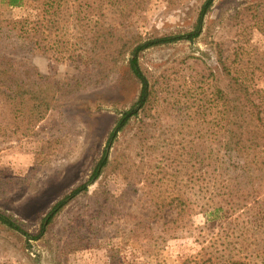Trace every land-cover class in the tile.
I'll use <instances>...</instances> for the list:
<instances>
[{"label": "rangeland", "instance_id": "rangeland-1", "mask_svg": "<svg viewBox=\"0 0 264 264\" xmlns=\"http://www.w3.org/2000/svg\"><path fill=\"white\" fill-rule=\"evenodd\" d=\"M204 1L143 0L130 19L145 38L180 36L192 29ZM262 1L213 0L199 35L143 50L139 63L154 87L147 125L140 131L139 116H132L110 143L119 113L140 92L128 56L105 81L46 111L33 128L0 98V216L7 220L0 218V264H262V251H253L264 236L262 187L257 197L231 199L212 179V159L197 153L201 88L218 72L216 42L224 41L229 54L245 43L255 52L250 61L262 58ZM83 2L68 0L71 19ZM47 8L29 0L3 16L18 21L36 11L41 18ZM28 58L57 79L74 72L44 51ZM254 79L264 86V72ZM105 154L108 165L89 180L93 162ZM61 198L65 205L48 221ZM215 201L232 206L226 218L208 217Z\"/></svg>", "mask_w": 264, "mask_h": 264}, {"label": "trees", "instance_id": "trees-1", "mask_svg": "<svg viewBox=\"0 0 264 264\" xmlns=\"http://www.w3.org/2000/svg\"><path fill=\"white\" fill-rule=\"evenodd\" d=\"M27 1L0 0V98L8 101L14 115L20 117V124L33 128L46 111L66 106L87 88L105 81L116 70L118 62L128 56L129 68L140 84V92L133 103L119 113L108 133L109 143L132 116H139L140 131L147 125L144 113L153 105L154 87L139 63L140 53L155 44L179 38L190 40L199 35L204 15L213 3V0L202 3L192 29L185 34L145 38L130 19L142 8L143 0H84L81 8L74 12V19L68 13L72 11L68 0H33L48 7L41 18L36 11L18 21L3 16L5 10L22 7ZM7 22L11 23L10 28ZM258 29L264 34V0L262 26L258 24ZM53 44L61 46L54 48ZM216 44L218 72L205 80L201 88L203 129L197 153L212 159L217 170L212 179L216 184H223L222 191L231 199L239 197L244 201L248 195L257 197L262 187L264 202V86H257L254 79L257 72H264V52L258 53L262 58L255 56L254 62L250 57L255 52H249L245 43L234 47L230 54L223 51L224 41ZM41 51L56 61L71 63L74 72L60 79L53 73L43 74L28 58ZM107 165L106 154L97 158L89 180H96ZM80 190L81 186H77L65 197ZM64 198L51 207L48 221L65 205ZM179 198L175 196L169 203ZM178 203L182 209L185 198ZM231 209L226 202L215 201L207 215L210 219H224ZM261 214L258 217L264 220L263 205ZM260 249L256 247L253 251L258 256L262 251L264 264V236ZM211 259L210 256L208 260Z\"/></svg>", "mask_w": 264, "mask_h": 264}]
</instances>
